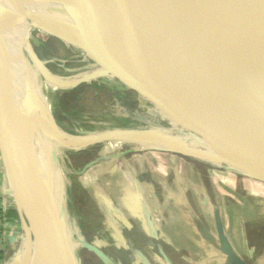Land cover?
Here are the masks:
<instances>
[{"label":"bare ground","instance_id":"1","mask_svg":"<svg viewBox=\"0 0 264 264\" xmlns=\"http://www.w3.org/2000/svg\"><path fill=\"white\" fill-rule=\"evenodd\" d=\"M36 4L46 7L51 5L48 8L57 12L60 7L78 10L73 14L82 15L81 10L92 13L98 19L96 26L105 43L104 49H93V52L108 66L111 60L120 59L147 71L156 67L154 72H161L167 81L166 94L145 90L129 82L127 84L133 90L136 88L137 93L161 105L176 120L177 125L162 127L151 115L145 114L134 118L133 125L126 129L123 124L130 120L125 114L120 120L111 123V131L106 121L94 125L96 132L84 133L81 130L78 131L80 135L70 134L58 129L46 117L45 104L36 108L25 107L24 98L40 93L36 84H32V93L25 94L20 103L0 75V118L27 176L37 190L38 203L43 209L41 229L33 231L34 244L23 248L19 255L21 261L37 258V251L42 264H78L85 246L84 231L80 225L84 219L81 217L79 223L72 214L65 229L41 194L30 169V157L35 150L39 153L36 152L40 167L45 171L57 162L64 164L70 155L80 149L100 144L107 148L118 146V152L112 155L115 158L129 152L140 153L151 149L180 152L197 162L217 167L227 166L228 170L237 174L264 182V126L248 104L211 83L167 71L208 70L243 79L244 53H251L250 45L243 38L143 0H0V23L5 21L15 31L19 30L25 35L21 36L20 44L15 35L12 33L11 36L6 30V24H0V50L5 63L11 60L22 66L25 63L21 49L25 47V32L30 24L21 18V11L22 7ZM112 30L117 34L110 35ZM111 40L120 47L110 45ZM126 46L129 49L125 51ZM84 62L87 65L85 74L91 82L123 96L124 92L117 93L118 86L113 77L107 78V70L96 63H90L88 54L84 56ZM36 98H41V95ZM35 110L39 112V122ZM45 119L48 122L40 125ZM53 147L59 152L53 151ZM65 171L72 177L68 170ZM47 182L52 185L51 180ZM51 191H54L53 187Z\"/></svg>","mask_w":264,"mask_h":264},{"label":"crops","instance_id":"2","mask_svg":"<svg viewBox=\"0 0 264 264\" xmlns=\"http://www.w3.org/2000/svg\"><path fill=\"white\" fill-rule=\"evenodd\" d=\"M90 177L102 222L80 264H264L263 184L165 154H126ZM22 233L0 156V264Z\"/></svg>","mask_w":264,"mask_h":264},{"label":"rangeland","instance_id":"3","mask_svg":"<svg viewBox=\"0 0 264 264\" xmlns=\"http://www.w3.org/2000/svg\"><path fill=\"white\" fill-rule=\"evenodd\" d=\"M49 6L51 5H48L47 7ZM27 9V7H22L21 14H23V12ZM58 9L59 12L69 18L76 31L86 34L92 50L104 49L105 43L100 36V30L98 27L97 29L99 31L97 30L96 35L100 38L101 43L97 42L94 46L90 43L88 32V10H81L82 15H80L73 14L74 12H78V10L75 9L67 10L60 7H58ZM83 14L85 15L84 17ZM95 20L96 22L98 21L96 17ZM0 24H6V30L11 36L14 34L21 44V36H25L23 33L19 30L15 31L12 26L5 21ZM29 24L30 28L25 32L26 38L33 45L37 57L41 60V68L35 67L32 64L27 54L26 46L21 49V54L25 59L23 66L13 62V60L9 63H5L1 56L2 51L0 50V61H2L0 63V75L3 78L5 85L11 92H13V94H15V96H17L20 103L25 94L32 93L31 89L33 83L39 87L41 94L39 92L36 93L35 91L36 95L30 94L28 99L24 98L26 101V108L30 106L36 108L38 105H42V103L45 104L46 113L49 115L48 117L46 114V117L53 120L59 129L76 135H80L78 131L81 130H83L84 133L96 132L94 125L106 121L109 123L108 129L111 131L113 128L111 123L120 120L125 114L128 115V120H130L123 124V127L127 129L133 125L132 120L134 118H137L140 115H145L148 111L154 112L157 110V107L155 108L154 104L145 99H139L140 95L137 94V89L134 88L133 90V87L128 86L127 81H121V79L118 78L117 73L114 74V72H107V78L113 77V81L118 86L117 93L124 92L123 96L111 92L108 88L96 82H84L83 78L86 76L85 69L87 66L84 62L85 52L76 47L70 46L68 43L66 44V41L64 42L55 36L50 35L47 31L45 32L35 29L31 27V23ZM110 33V35L117 34L114 30ZM112 41L113 40L110 41V45L120 47L119 44ZM127 49H129L128 46L125 47V51ZM90 63L95 64V62L91 59ZM46 71L47 75L45 73ZM38 95H41V98L37 99L36 97ZM35 117L37 118V122H39L40 116L37 110H35ZM156 117L157 118L154 117L153 119L158 125L163 127L168 126V124L160 116ZM87 120H89L91 124H89ZM47 122L48 120L45 119L42 123H40V125L43 126ZM30 147L33 148L32 146ZM52 150L59 152V150L55 147H53ZM67 150L68 149L65 151ZM118 150V146H110L107 148L101 146L100 144H94L92 147L80 149L74 152L70 155L69 160H64V164H62V162H57V164L53 166L51 165V168L47 171L42 170L40 167L39 153L36 150L32 152L30 157V166L32 169H35L36 176H38V179L40 180L39 183L43 191L52 203L57 214L63 219L65 229L68 227L72 214L79 223V220L82 217L84 220L94 224L91 228V225L87 227L85 224L80 223L83 228L82 230L84 231V240L87 243L89 242V236L93 233L92 229L98 225V214L94 209L95 207L93 202H91L90 199L88 201L86 199L88 198L86 191H88L87 188L90 180L89 178H91L90 175L92 174L93 169L98 168L102 162L116 159L112 155L118 152ZM127 154L178 155L191 162H197L180 152L176 153L174 151H161L157 149L146 150L140 153L129 152ZM207 166H210V168H220L222 171L228 170L227 166ZM65 170H68L73 178L68 176V172ZM38 171L39 173H37ZM228 171L231 170L229 169ZM237 175L245 176L242 174ZM48 179L51 180L52 185H49L47 182ZM253 181L257 182L256 180ZM51 187L54 188V191H51ZM77 194L78 197H76ZM27 238L28 236L26 233L20 234L18 240L16 239V242L12 246V251H8L9 260L6 259L1 264L6 261H12L13 257L15 258L18 252L22 253L23 248L27 246L32 247L34 239L31 237L27 240ZM35 257L40 259L37 251L35 253Z\"/></svg>","mask_w":264,"mask_h":264},{"label":"water","instance_id":"4","mask_svg":"<svg viewBox=\"0 0 264 264\" xmlns=\"http://www.w3.org/2000/svg\"><path fill=\"white\" fill-rule=\"evenodd\" d=\"M143 1L150 2L158 7L167 9L203 24L226 30L235 36L243 38L250 45L251 53H244L245 72L243 79H234L208 70L167 69V71L178 76H184L190 79H198L211 83L215 87L237 96L248 104L264 126V0ZM27 8L28 9L21 14V18L24 21L31 23V27L41 31H47L50 35L55 36L64 42L66 41V44L68 43L72 47L83 50L85 55L88 54L90 59L99 67L110 73L116 71L118 78L122 80L155 93L166 94L168 92L166 79L162 77L161 72H154V68L156 67H153L152 71H147L136 64H131L120 59L111 60L109 62L111 65L108 66L94 54L86 34L76 31L69 18L64 14L53 11L41 4H36V6H29ZM88 32L91 45L94 46L97 42L101 43L100 38L96 35L97 26L95 17L90 12H88ZM25 46L32 64L35 67H40L41 60L37 57L33 45L27 38H25ZM119 68L121 69V72L118 70ZM45 73L47 75V71ZM83 80L84 82L90 81L87 76H85ZM139 95V99H145L154 104L155 108L157 107L156 111H148L146 114L151 115L152 118L160 116L169 126H172L173 124L177 125L175 124L176 120L161 105L145 95ZM51 121L55 124L53 120ZM55 126L57 127L56 124ZM0 156L10 183L11 194L17 205L23 234H27L28 240L31 237H34V232L36 230L39 231L41 229L43 209L38 203L37 190L27 176V173L23 168L21 158L12 143L8 131L1 121V118ZM30 169L33 171L32 173L38 183V188L45 198L46 203L49 207H51L57 219L64 227L63 219L57 214L52 203L43 191L39 183L40 180L38 179V176H36V171L32 169L31 166ZM245 177L256 180L264 185V182L256 178L250 176ZM9 239L12 240L11 237ZM16 239L18 240V238ZM15 242L16 240H14V243ZM1 243L2 242L0 241V244ZM82 249L97 253L94 247L87 242H85V246ZM20 253L21 252H18L17 256L15 258L13 257V260L10 259L12 261H6L3 264H26L31 260L33 261V264H42L39 258H32L25 262L21 261L19 258ZM78 264H80V259Z\"/></svg>","mask_w":264,"mask_h":264},{"label":"trees","instance_id":"5","mask_svg":"<svg viewBox=\"0 0 264 264\" xmlns=\"http://www.w3.org/2000/svg\"><path fill=\"white\" fill-rule=\"evenodd\" d=\"M86 195L88 196V198H86L87 199V201L89 200V199H91L90 197H89V194L88 193H86ZM85 195V196H86ZM76 197H78V194L76 195ZM91 201V200H90ZM92 202V201H91ZM75 204V203H74ZM80 205V204H79ZM78 205V206H79ZM92 208H93V206H92ZM95 209V208H94ZM97 217H98V222H99V216L97 215ZM83 224H85L87 227H89L90 225H91V228L94 226V224L92 225L89 221H86V220H83ZM98 228L95 226L93 229H92V231H93V233L97 230ZM93 233L91 234V235H93ZM264 233V232H263ZM263 233L261 234L262 235V237H264L263 236ZM91 235L89 236V238L88 239H90V237H91ZM2 259V258H1ZM27 264H33V261H31V262H29V263H27Z\"/></svg>","mask_w":264,"mask_h":264},{"label":"flooded vegetation","instance_id":"6","mask_svg":"<svg viewBox=\"0 0 264 264\" xmlns=\"http://www.w3.org/2000/svg\"><path fill=\"white\" fill-rule=\"evenodd\" d=\"M101 222H102V220H101V218L99 217L98 225H96L97 228H99V227L101 226Z\"/></svg>","mask_w":264,"mask_h":264}]
</instances>
